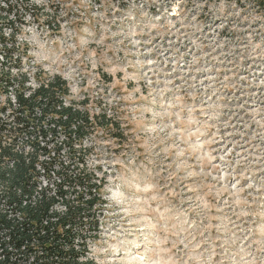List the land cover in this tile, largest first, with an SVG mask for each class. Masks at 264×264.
Returning a JSON list of instances; mask_svg holds the SVG:
<instances>
[{"label":"rangeland","instance_id":"374dc122","mask_svg":"<svg viewBox=\"0 0 264 264\" xmlns=\"http://www.w3.org/2000/svg\"><path fill=\"white\" fill-rule=\"evenodd\" d=\"M30 1L5 68L94 122L91 264H264V0Z\"/></svg>","mask_w":264,"mask_h":264},{"label":"trees","instance_id":"16d2710c","mask_svg":"<svg viewBox=\"0 0 264 264\" xmlns=\"http://www.w3.org/2000/svg\"><path fill=\"white\" fill-rule=\"evenodd\" d=\"M2 3L8 12L34 8L30 0ZM2 30L0 264H91L88 242L99 232L102 183L77 153L94 122L66 102L69 90L60 76L30 85L25 75H12Z\"/></svg>","mask_w":264,"mask_h":264}]
</instances>
